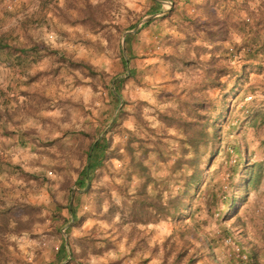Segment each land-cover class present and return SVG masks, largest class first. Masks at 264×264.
I'll use <instances>...</instances> for the list:
<instances>
[{"label":"rangeland","instance_id":"374dc122","mask_svg":"<svg viewBox=\"0 0 264 264\" xmlns=\"http://www.w3.org/2000/svg\"><path fill=\"white\" fill-rule=\"evenodd\" d=\"M0 47V264H264V0H0Z\"/></svg>","mask_w":264,"mask_h":264},{"label":"trees","instance_id":"16d2710c","mask_svg":"<svg viewBox=\"0 0 264 264\" xmlns=\"http://www.w3.org/2000/svg\"><path fill=\"white\" fill-rule=\"evenodd\" d=\"M155 4H156V6H159L158 3H155ZM0 48H2V47H0ZM125 64H127V61ZM115 80H118V79L116 78ZM114 91H115V88H114ZM204 136H206L205 133H204ZM202 141L205 143V140H202ZM189 143H191L190 144L191 146L196 145L195 139H191L189 141ZM106 149H107V141L104 138V136L98 137L92 143V146L89 149L88 154H87L86 164L83 167L82 171L79 173L78 179L75 181V186L77 187L78 190H82L86 186H88V184L90 183V177H91L92 173L96 169H98L102 164V160L105 156ZM193 151L195 153V158L188 161L187 166L189 169L190 168L192 169V173H191V175H189L187 177V183L185 185L184 197L183 196L175 197L172 201H169L168 202L169 207L163 208L164 212L162 215H164V216H174L177 214L181 215L186 210L184 208L185 205H184V207L182 205V201L184 200V198L188 194V191H190L193 188H196L200 184L201 180H199L198 178L202 175L203 170H200L197 165L199 163L198 160H199V157L201 154H199L198 149H196V148H194ZM252 168L253 167H251L250 169L252 170ZM251 174H252V171H251ZM251 183L252 184L255 183L253 178H249L246 180V186L248 184H251ZM69 210H70L72 220H74L75 217H74V213L72 211V208L70 207ZM154 211H156V210L154 209ZM157 213H159V212H157ZM70 256H71L70 252H67L65 247L63 245H61V247L58 249V252H57V257H61V261L59 260L60 263H58V264H61L62 261H65Z\"/></svg>","mask_w":264,"mask_h":264},{"label":"built area","instance_id":"2783aa9c","mask_svg":"<svg viewBox=\"0 0 264 264\" xmlns=\"http://www.w3.org/2000/svg\"><path fill=\"white\" fill-rule=\"evenodd\" d=\"M252 98V96L248 97V99L250 100Z\"/></svg>","mask_w":264,"mask_h":264},{"label":"crops","instance_id":"0c3cea01","mask_svg":"<svg viewBox=\"0 0 264 264\" xmlns=\"http://www.w3.org/2000/svg\"><path fill=\"white\" fill-rule=\"evenodd\" d=\"M156 6V5H155Z\"/></svg>","mask_w":264,"mask_h":264}]
</instances>
